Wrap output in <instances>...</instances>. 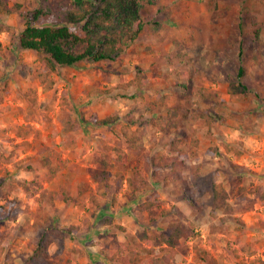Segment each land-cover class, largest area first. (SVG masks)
Listing matches in <instances>:
<instances>
[{
  "label": "rangeland",
  "instance_id": "rangeland-1",
  "mask_svg": "<svg viewBox=\"0 0 264 264\" xmlns=\"http://www.w3.org/2000/svg\"><path fill=\"white\" fill-rule=\"evenodd\" d=\"M7 1L22 7L0 13V206L7 212L0 219V264H140L145 251L130 263L108 254L121 242H139L142 230L169 229L177 218L188 226L178 264H210L208 257L264 264V0H160L146 7L152 24L126 53L59 67L47 91L36 77L35 51L17 44L26 12L41 0ZM49 2L53 13L43 21L58 23L69 0ZM258 27L261 41L254 37ZM240 64L248 91L232 95L229 82ZM138 71L147 82L124 88ZM170 108L177 117L168 119ZM202 112L213 115L211 128L198 117ZM108 115L119 119L95 121ZM62 116L81 122L73 143ZM125 125L141 135L145 157L130 147ZM172 137L188 152L177 182L166 181L170 169L152 173L150 163L172 153ZM100 157L113 164L106 195L93 178ZM136 168L147 178L138 191L127 181ZM214 181L224 183L233 204L216 219L210 216ZM241 186L243 195L236 194ZM63 187L74 202L56 197ZM43 235L52 241L48 252L32 259Z\"/></svg>",
  "mask_w": 264,
  "mask_h": 264
},
{
  "label": "trees",
  "instance_id": "trees-1",
  "mask_svg": "<svg viewBox=\"0 0 264 264\" xmlns=\"http://www.w3.org/2000/svg\"><path fill=\"white\" fill-rule=\"evenodd\" d=\"M158 2L160 0H69L68 4L59 10L60 20L58 23L46 24L43 19L51 15L53 10L49 0H41L37 8L26 12L25 25L18 33L17 44L21 49L35 51L36 61L39 64L36 77L44 90H51L55 85V79L52 74L59 67L73 66L81 61H113L126 53L140 37L145 27L152 24L151 16L149 17L146 13V7L158 4ZM21 7L22 5L19 3L10 5L7 0H0V13L10 14ZM0 31H3L2 27H0ZM261 35V28H256L254 37L257 41H261ZM242 54L243 45L241 42L239 44L240 58ZM245 74L246 68L243 64H240L236 77L229 82L228 92L230 94L246 93L248 91V86L243 81ZM146 82L140 80V72L138 71L135 79L129 82L124 81L122 85L127 89L132 85L142 86ZM196 89L203 99L207 98V94L201 88L197 87ZM175 117H177V111L170 108L168 119ZM198 117H202L209 128L213 126L214 117L211 113L202 112ZM118 119L119 116L117 115H108L95 121L102 125H108L115 123ZM171 121L174 127L178 126L177 121ZM61 122L63 123L64 133L71 139L68 144L73 143L75 136L72 132L81 128V122L70 116H62ZM128 122L132 124L133 119L130 118ZM124 135L128 138L130 147L135 149L139 155L144 156L143 152L145 150L141 135L131 132L128 125L124 127ZM180 145V139L172 137L170 140L172 153H159L151 158L152 173L157 174L162 169H170L166 176V181L174 179L177 182L178 178L182 177L184 163L188 157V152L181 148ZM226 147L229 148L228 145ZM46 159V165L52 171H56L57 168L52 167L51 160L47 157ZM121 162L126 163L127 161L121 160ZM99 163L100 171L94 172L93 178L98 183V188H104L102 194L106 195L110 187L108 180L112 175L111 167L113 164L108 157H100ZM232 167L242 170V167L237 164H232ZM122 177L124 176H121L118 181L119 185H122ZM127 181L128 186L132 190H141L147 183L143 168H136L133 176L128 178ZM245 189L246 187L241 186L234 191L236 194L243 195ZM212 190L211 218L216 219L219 213H231L233 204L230 201L231 196L224 183L222 181H214ZM81 192H84V189ZM47 193L44 192V195ZM56 197L66 203L74 202L75 200L64 187L56 194ZM190 200L188 198V201ZM190 203L195 205L193 202ZM2 208L0 206V219L7 216V212L1 211ZM187 233V224L177 218L170 222L167 230H142L138 232L137 238L139 242L135 241V237L133 240L121 242L119 249L110 251L108 255L111 260L130 263L138 261L140 254L145 251L148 257L142 260L140 264H178L176 259L177 246L181 239L187 236ZM51 242V239L43 235L34 249L32 259H43ZM156 246H159L158 250ZM204 260L210 264H218L214 257H208Z\"/></svg>",
  "mask_w": 264,
  "mask_h": 264
}]
</instances>
